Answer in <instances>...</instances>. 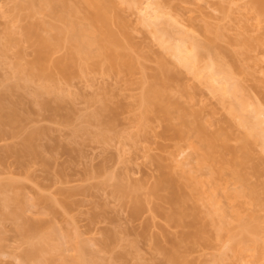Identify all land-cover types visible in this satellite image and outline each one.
Returning <instances> with one entry per match:
<instances>
[{"label":"rangeland","instance_id":"obj_1","mask_svg":"<svg viewBox=\"0 0 264 264\" xmlns=\"http://www.w3.org/2000/svg\"><path fill=\"white\" fill-rule=\"evenodd\" d=\"M70 3L0 0V264H264V0Z\"/></svg>","mask_w":264,"mask_h":264},{"label":"bare ground","instance_id":"obj_2","mask_svg":"<svg viewBox=\"0 0 264 264\" xmlns=\"http://www.w3.org/2000/svg\"><path fill=\"white\" fill-rule=\"evenodd\" d=\"M48 0H40V2L41 3H46ZM59 2L61 3V5H62V7H63V9H64V11H65V13H66V16H65V18H70L73 14H75L76 12H75V8L71 5V3H70V0H59ZM262 6V5H261ZM262 8V7H261ZM101 18H105V16H104V14H101L100 16H98V17H95L94 18V20H98V19H101ZM106 23V22H105ZM103 24H104V22H103ZM82 27V26H81ZM107 29H108V27H107ZM74 35H76V36H82V35H86L88 38H89V43L87 44V46H91L93 43H95L96 42V35L94 34V32H93V30H89V29H86V28H80L79 29V31L77 32H74L73 33ZM107 37H109V41L111 42L112 40H113V37L109 34ZM104 39V38H103ZM114 40H116V39H114ZM100 41H101V39H100ZM103 41H105V39L103 40ZM103 41H101V42H103ZM113 42H115V41H113ZM42 45L44 46V47H47L46 49H48L49 48V42L48 41H42ZM114 45H116L115 43H114ZM105 47V46H104ZM113 47V46H112ZM177 49H178V52H177V55H179L180 56V59H178L179 61L181 60V61H183L182 63L185 65V66H188L189 68L191 67L192 68V66H193V68H195L194 66V64H191L192 66H189L190 65V63L192 62V63H195V61L193 62V61H191L190 62V60L191 59H193V58H196L194 55L193 56H191L192 54H190V56H187V55H183L182 53H185V51L184 52H182L183 51V49H185V48H179V47H176ZM104 49H106V48H104ZM175 50V49H174ZM181 50V52H179ZM186 50H188V49H186ZM192 51V50H191ZM188 52H190V50H188ZM174 53H176V50L174 51ZM195 53V51H193V54ZM42 54V53H41ZM186 54V53H185ZM43 55V54H42ZM41 55V56H42ZM189 55V54H188ZM196 55V54H195ZM192 57V58H191ZM178 58V57H177ZM190 58V59H189ZM72 59H74V55L72 54V55H70V60H72ZM193 60H195V59H193ZM73 61V60H72ZM180 61V62H181ZM187 64V65H186ZM212 78V77H211ZM210 78V79H211ZM156 83H157V80H155V83H153L151 86H150V88H149V94L151 95V94H157L158 93V91L156 90ZM234 91V90H233ZM244 121V120H243ZM0 123H1V121H0ZM246 124V123H245ZM1 130H0V135H1Z\"/></svg>","mask_w":264,"mask_h":264}]
</instances>
